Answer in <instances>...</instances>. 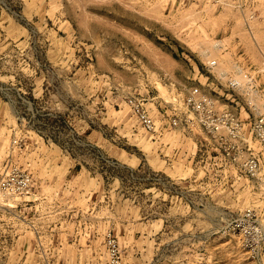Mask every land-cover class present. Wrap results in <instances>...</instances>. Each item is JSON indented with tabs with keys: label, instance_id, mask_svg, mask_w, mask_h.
Listing matches in <instances>:
<instances>
[{
	"label": "rangeland",
	"instance_id": "rangeland-1",
	"mask_svg": "<svg viewBox=\"0 0 264 264\" xmlns=\"http://www.w3.org/2000/svg\"><path fill=\"white\" fill-rule=\"evenodd\" d=\"M197 86L245 123L264 109V0H0V178L35 180L0 197V264H112L109 236L119 264H264L232 229L248 208L264 226V173L188 122Z\"/></svg>",
	"mask_w": 264,
	"mask_h": 264
},
{
	"label": "built area",
	"instance_id": "built-area-1",
	"mask_svg": "<svg viewBox=\"0 0 264 264\" xmlns=\"http://www.w3.org/2000/svg\"><path fill=\"white\" fill-rule=\"evenodd\" d=\"M221 5H241L244 0H214ZM212 67L218 66V61H211ZM230 85L234 89L244 90V84L237 77L230 76ZM254 78H250V83ZM248 86V85H247ZM252 91H256L248 86ZM262 99L264 100V90ZM261 99V97H260ZM261 99V102H264ZM259 103V102H256ZM186 108L195 115L188 122L195 123L211 139L217 150L227 158L236 170L247 176V179L262 180L264 173V109H257L255 103H250L255 110L261 111L247 123L240 120L231 108H221L219 101L204 91L201 86L191 88L186 95ZM264 104V103H263ZM132 109L141 125L154 132L157 123L145 103L141 100L132 102ZM263 109V110H262ZM174 125L181 124V119L174 118ZM35 184L33 174L20 168L9 169L0 178V197L25 195L32 191ZM232 229L238 233L247 246V252L253 256L264 253V226L258 219L257 212L248 208L241 216L232 222ZM107 246L112 264H119V243L109 236Z\"/></svg>",
	"mask_w": 264,
	"mask_h": 264
},
{
	"label": "bare ground",
	"instance_id": "bare-ground-1",
	"mask_svg": "<svg viewBox=\"0 0 264 264\" xmlns=\"http://www.w3.org/2000/svg\"><path fill=\"white\" fill-rule=\"evenodd\" d=\"M206 43V42H205ZM210 45H211V43H210ZM205 46V45H204ZM209 46V45H208ZM201 48H202V46H200ZM211 47V46H210ZM210 47H208V48H210ZM207 48V47H206ZM205 49V48H204ZM201 51V50H200ZM210 52H212L211 50H210ZM203 53H207V50H203ZM259 104V103H258ZM259 105H261V103L259 104ZM256 107H257V109H261V107H258V105L256 104Z\"/></svg>",
	"mask_w": 264,
	"mask_h": 264
}]
</instances>
